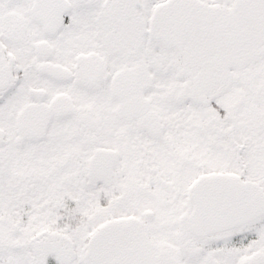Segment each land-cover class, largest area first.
Masks as SVG:
<instances>
[{
    "label": "snow or ice",
    "instance_id": "snow-or-ice-1",
    "mask_svg": "<svg viewBox=\"0 0 264 264\" xmlns=\"http://www.w3.org/2000/svg\"><path fill=\"white\" fill-rule=\"evenodd\" d=\"M0 264H264V0H0Z\"/></svg>",
    "mask_w": 264,
    "mask_h": 264
}]
</instances>
